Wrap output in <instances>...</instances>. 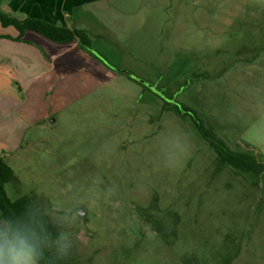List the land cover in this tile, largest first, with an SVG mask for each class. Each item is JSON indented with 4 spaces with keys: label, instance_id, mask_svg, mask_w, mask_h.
I'll list each match as a JSON object with an SVG mask.
<instances>
[{
    "label": "rangeland",
    "instance_id": "374dc122",
    "mask_svg": "<svg viewBox=\"0 0 264 264\" xmlns=\"http://www.w3.org/2000/svg\"><path fill=\"white\" fill-rule=\"evenodd\" d=\"M38 4L89 33L98 60L146 85L118 74L101 82L111 94L100 93L81 75L84 87L59 89L57 125L23 123L26 109L0 112V155L15 172L9 198L81 209L75 264H264V174L221 164L175 107L264 160L244 136L264 113V0H0V11L24 18ZM16 36L0 26V53H22L6 38ZM51 96L25 108L43 111Z\"/></svg>",
    "mask_w": 264,
    "mask_h": 264
},
{
    "label": "crops",
    "instance_id": "0c3cea01",
    "mask_svg": "<svg viewBox=\"0 0 264 264\" xmlns=\"http://www.w3.org/2000/svg\"><path fill=\"white\" fill-rule=\"evenodd\" d=\"M35 1L41 3L45 0ZM41 8L43 7L38 4L32 7L33 13L30 14V16L24 18L13 17L20 20L27 18L42 19L60 27L81 29L69 28L68 26L56 24L49 18L43 16ZM29 34H31L33 40L26 39ZM18 36L19 34L17 33L15 39L18 38ZM14 42L15 45H11V47H17L19 50H23L22 53L24 52V55L19 53L18 56L13 57L12 53L6 52L4 55L2 52L0 53V68L5 70L4 73L0 72V112L6 116L8 113H22L23 110L26 109L29 111V113H27L29 116L22 121L27 125H31V127H43L46 123L56 125L59 123L62 104L58 100L64 96L62 95L64 93H59V89L63 90L66 86L72 88V83L73 86L76 85V88L84 87L75 82L79 76H88V79L92 78L96 82L95 87L93 85L92 91H99L100 93L106 92L108 94L111 93L103 90L101 82L104 79L112 81L118 78V74L126 76L122 72L115 71L108 67L92 53L76 45V42L71 44H56L35 33H26L22 42H17L15 40ZM34 42L38 45H43V51H40L42 48L33 46L32 43ZM48 75L50 77H47ZM126 77L127 79L129 78L128 76ZM45 78L47 81H52L50 82L51 84H44L43 82V84L40 85L39 82L43 81ZM134 81L128 84L135 86ZM55 91L57 95L54 97ZM45 93H51L52 96L51 102H49L47 106H42L43 111L40 110L37 112V108H25L28 106V99L31 97L34 99V96L41 101L40 103H35L37 106L41 103L44 104L42 98ZM7 121V118H4V116L1 117L0 115V125ZM8 147H10V145ZM0 149L4 151L8 148L3 149L0 147Z\"/></svg>",
    "mask_w": 264,
    "mask_h": 264
},
{
    "label": "clouds",
    "instance_id": "9594fccd",
    "mask_svg": "<svg viewBox=\"0 0 264 264\" xmlns=\"http://www.w3.org/2000/svg\"><path fill=\"white\" fill-rule=\"evenodd\" d=\"M244 136L264 150V113ZM166 159L170 165L178 163L174 152ZM80 216L78 207L38 201L27 204L19 214L0 211V264H62L71 255L72 229Z\"/></svg>",
    "mask_w": 264,
    "mask_h": 264
},
{
    "label": "trees",
    "instance_id": "16d2710c",
    "mask_svg": "<svg viewBox=\"0 0 264 264\" xmlns=\"http://www.w3.org/2000/svg\"><path fill=\"white\" fill-rule=\"evenodd\" d=\"M0 25L4 29L15 30L19 34L18 38H6L18 42L24 38L26 33H35L56 44H71L78 41L82 49L88 52L92 50L90 35L85 30L60 27L42 19L27 18L20 20L1 11ZM165 103L170 105L166 101ZM175 107L182 115L189 116L192 119L200 135L217 154L221 164L229 166L247 177L256 176L257 180L264 174L263 158H259L250 151L232 149L223 139L215 134L212 128L207 126V121L202 119L197 113L183 106L176 105ZM14 179V170L5 158L0 155V211L19 214L27 204L33 202V199L30 196H22L14 201L9 198L6 186L12 183ZM62 264L75 263L70 258H67Z\"/></svg>",
    "mask_w": 264,
    "mask_h": 264
},
{
    "label": "water",
    "instance_id": "95a60500",
    "mask_svg": "<svg viewBox=\"0 0 264 264\" xmlns=\"http://www.w3.org/2000/svg\"><path fill=\"white\" fill-rule=\"evenodd\" d=\"M115 71H118V72H122L123 74H125L126 76H128L129 78L137 81L138 83L142 84V85H146V83L144 81H140L138 80L137 78H135L131 73L129 72H126V71H122V70H116L114 69ZM152 90L157 94V95H160L159 92L155 89L152 88ZM81 216H85V213L83 211H81Z\"/></svg>",
    "mask_w": 264,
    "mask_h": 264
}]
</instances>
